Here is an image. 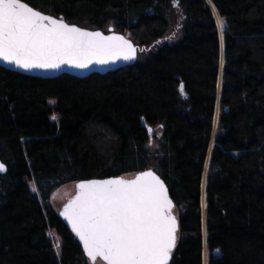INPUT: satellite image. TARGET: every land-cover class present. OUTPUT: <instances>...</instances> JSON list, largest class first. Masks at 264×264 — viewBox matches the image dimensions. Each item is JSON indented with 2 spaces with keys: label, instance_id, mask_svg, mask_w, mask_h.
Segmentation results:
<instances>
[{
  "label": "trees",
  "instance_id": "16d2710c",
  "mask_svg": "<svg viewBox=\"0 0 264 264\" xmlns=\"http://www.w3.org/2000/svg\"><path fill=\"white\" fill-rule=\"evenodd\" d=\"M24 1L145 57L83 78L0 66V264H90L53 190L144 169L179 221L169 264H264V0Z\"/></svg>",
  "mask_w": 264,
  "mask_h": 264
},
{
  "label": "snow or ice",
  "instance_id": "6c2138e0",
  "mask_svg": "<svg viewBox=\"0 0 264 264\" xmlns=\"http://www.w3.org/2000/svg\"><path fill=\"white\" fill-rule=\"evenodd\" d=\"M134 56L135 49L122 37L69 26L21 0H0V61L26 70L87 68ZM77 188L63 215L91 260L99 256L107 264H168L177 222L158 176L148 171L132 180H94Z\"/></svg>",
  "mask_w": 264,
  "mask_h": 264
},
{
  "label": "water",
  "instance_id": "95a60500",
  "mask_svg": "<svg viewBox=\"0 0 264 264\" xmlns=\"http://www.w3.org/2000/svg\"><path fill=\"white\" fill-rule=\"evenodd\" d=\"M21 2L26 3L33 10L40 12L42 15L49 16V17H51L53 19L62 20L64 23L68 24L69 26H75L77 28H80L81 30L88 31V32H99L105 37H113V36L122 37L123 40L127 41L128 43H130L132 45V47L135 49V56L131 60H124V59L121 58V59H117V60H114V61H110L107 64L93 63V64H90L89 67H87V68H76V67H73V66H70V65H62L59 69H28V70H26V69L19 68V67L15 66L14 64H8L7 62H4V61H0V66L4 67L6 69L12 70V71H16V72L27 74V75H31V76L42 77V78H55V77H57L59 75H62V74H71V75L83 78V77H87V76H89L91 74H94V73H106V72H109V71H113V70L119 69V68H121L123 66H126V65H134L137 62V59H138V46L134 43V41L131 38H129L128 36H126L122 32L116 31L112 26L108 29V31H105V30H103L101 28L83 27V26H80V25L75 24V23H69L63 17H58V16H54V15L45 13V12L33 7L32 5H30L29 3H27L24 0H21ZM0 164H2L4 166V169H5L4 171H0V172L1 173H5V171H6L5 164H3L1 161H0ZM148 171L153 172L163 182L165 188L167 189L168 198L172 201V204L174 206V203H173V200H172V198L170 196L169 189H168V186H167L166 182L164 181V179L162 178V176L160 174H158L156 171H154L152 169L140 170V171L136 172L131 177H124L122 175H117V176H109V177H94V178L82 179V180L77 181L75 192L70 197H68L66 199L65 203L62 205L61 209L58 211V214H59L60 218L65 222V224L68 226V228L72 231V233L74 234L76 240L80 243V245L82 247V250H83V252H84V254L86 256H87V254H86L85 249L83 247V242L80 240V238L73 231L71 224L69 223V221L63 215L65 207L73 199H75V197L79 193V189L77 188V185L79 183H82V182H89V181H94V180L95 181H103V180L118 179V178H123L125 180H132V179H135L138 175H140V174H142L144 172H148ZM171 214L176 218L177 231H178L179 221H178V218L176 217V215L173 212V208L171 210ZM176 244H177V232H176ZM176 244H175V247H176ZM175 247L172 250L171 258H172L173 251L175 250ZM98 257L99 256H97L96 259ZM87 258L89 259V262H94L88 256H87ZM99 258H101L103 261H105L102 257H99ZM171 258H170V260H171ZM170 260L168 261V264H169ZM105 262L107 263V261H105Z\"/></svg>",
  "mask_w": 264,
  "mask_h": 264
},
{
  "label": "rangeland",
  "instance_id": "374dc122",
  "mask_svg": "<svg viewBox=\"0 0 264 264\" xmlns=\"http://www.w3.org/2000/svg\"><path fill=\"white\" fill-rule=\"evenodd\" d=\"M216 18H217L218 27L221 30L222 28H221L220 20H219V18L217 16H216ZM138 57L140 59H144L145 56H144L143 53H139ZM218 90H220V88ZM218 93H219V91H218ZM123 176L124 177H131V176H133V174H125ZM76 183L77 182L73 181V180L67 181V182L63 183L62 185L56 187L53 190V192L51 194L50 201H51V204L53 205V207L57 211H59L61 209V207L65 203L66 199L68 197H70L75 192ZM204 213H205V200H204V185H203V187H202V216H203V222H204ZM52 235H53V233H52ZM53 238H54L55 246H56V248H58L60 239L57 236H55V234H54ZM90 264H107V263L105 261H103L101 258L98 257L94 262H90Z\"/></svg>",
  "mask_w": 264,
  "mask_h": 264
}]
</instances>
